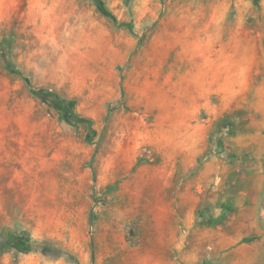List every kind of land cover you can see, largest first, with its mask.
Listing matches in <instances>:
<instances>
[{
  "label": "rangeland",
  "instance_id": "rangeland-1",
  "mask_svg": "<svg viewBox=\"0 0 264 264\" xmlns=\"http://www.w3.org/2000/svg\"><path fill=\"white\" fill-rule=\"evenodd\" d=\"M158 257L264 264V0H0V264Z\"/></svg>",
  "mask_w": 264,
  "mask_h": 264
},
{
  "label": "trees",
  "instance_id": "trees-1",
  "mask_svg": "<svg viewBox=\"0 0 264 264\" xmlns=\"http://www.w3.org/2000/svg\"><path fill=\"white\" fill-rule=\"evenodd\" d=\"M101 12H103L106 16H108L113 22H116V19L114 15L109 12L102 3H99L98 5ZM9 70L15 74H20L18 69L14 68L13 66H8ZM30 92L35 95L36 97L42 99L43 101H46L50 104H52L57 110L62 112L63 118L65 121L69 123H87L89 128H91V121L83 116H80L74 111V103L72 100L66 99L56 93L55 91H52L50 89H34L30 84H28ZM90 139V137L88 138ZM21 234H17L14 230H9L6 232L5 237V243L7 245H12L15 242L23 243L24 245H27L28 247L32 246V241L29 238V235L27 231L23 230L20 232Z\"/></svg>",
  "mask_w": 264,
  "mask_h": 264
},
{
  "label": "crops",
  "instance_id": "crops-1",
  "mask_svg": "<svg viewBox=\"0 0 264 264\" xmlns=\"http://www.w3.org/2000/svg\"><path fill=\"white\" fill-rule=\"evenodd\" d=\"M221 73L225 72V71H230V70H220ZM232 74H227L226 76H230V78H227L226 80L224 79V81H232V82H222V85H231V86H245L248 84L247 78H245L244 74H240V71H232ZM241 73L242 70H241ZM241 75V76H240ZM205 80H207V76L205 77ZM220 84V83H219ZM221 85V84H220ZM190 221V219H189ZM143 262L145 264H178V262L176 261V258H144Z\"/></svg>",
  "mask_w": 264,
  "mask_h": 264
}]
</instances>
